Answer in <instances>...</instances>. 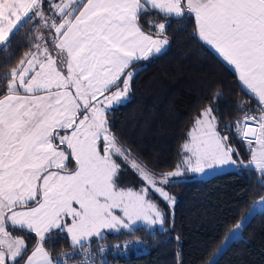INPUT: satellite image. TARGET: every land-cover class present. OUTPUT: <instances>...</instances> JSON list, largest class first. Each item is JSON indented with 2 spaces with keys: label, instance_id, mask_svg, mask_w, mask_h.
I'll return each mask as SVG.
<instances>
[{
  "label": "snow or ice",
  "instance_id": "6c2138e0",
  "mask_svg": "<svg viewBox=\"0 0 264 264\" xmlns=\"http://www.w3.org/2000/svg\"><path fill=\"white\" fill-rule=\"evenodd\" d=\"M43 5L44 0H0V47L27 20L40 22L31 48L6 72L0 95V264H19L26 233H34L36 242L24 264H68L75 256L81 257L78 264H94L88 242L102 230L119 232L139 221L164 225L166 214L150 194L174 204L165 189L185 170L254 168L264 187V0H60L50 3L51 15ZM186 14L195 20L190 36L233 66L242 90L259 102L258 114L244 111L235 121V135L251 153L247 163L233 159L239 153L217 131L219 109L213 104L220 91L196 117L174 171L149 169L108 127V108L127 99L141 70H129L133 62L160 53L170 43L169 18ZM237 107L243 110V104ZM114 157L135 170L138 189L118 185L121 164ZM262 202L264 197L253 204L264 207ZM241 225L237 221L225 241ZM54 231L67 233L73 249L55 259L44 246Z\"/></svg>",
  "mask_w": 264,
  "mask_h": 264
},
{
  "label": "trees",
  "instance_id": "16d2710c",
  "mask_svg": "<svg viewBox=\"0 0 264 264\" xmlns=\"http://www.w3.org/2000/svg\"><path fill=\"white\" fill-rule=\"evenodd\" d=\"M51 2L44 0L45 15H51ZM194 25L190 14L169 18L166 34L170 43L160 53L133 62L129 70H141L131 81L127 99L106 112L108 127L120 145L157 172L175 166L187 127L217 91L222 93L213 104L219 109L214 112L217 128L242 157H248L244 141L235 135V121L244 111L258 114L259 102L242 90L236 73L215 51L190 36ZM39 27V20H27L10 43L0 47V95L7 83L6 72L31 48L29 41ZM240 104L243 110L237 107ZM229 124L231 130L226 127ZM258 177L254 168H228L206 177L185 170L167 185L175 198L172 207L156 194L151 198L166 214L163 226L138 223L119 232L108 230L89 242L137 238L143 244L141 250L129 249L126 257L119 258L122 264H205L229 229L264 194ZM26 235L28 247L19 264L36 242L34 233ZM51 235L44 246L55 259L71 243L67 233ZM210 264H264V207L251 210L239 234L229 239Z\"/></svg>",
  "mask_w": 264,
  "mask_h": 264
},
{
  "label": "rangeland",
  "instance_id": "374dc122",
  "mask_svg": "<svg viewBox=\"0 0 264 264\" xmlns=\"http://www.w3.org/2000/svg\"><path fill=\"white\" fill-rule=\"evenodd\" d=\"M52 2H55V3H60V0H52ZM65 2H70V0H65ZM71 2L74 3V0H71ZM45 32V35L47 36V30H44ZM50 50L52 51V54L55 55V50L51 48V45H50ZM120 88L123 87V83L122 81L120 82L119 84ZM70 91L74 92L75 90L74 89H70ZM116 91V88H112L111 89V92H115ZM111 92L109 93H106L105 95H110ZM128 95V94H127ZM123 102V101H122ZM118 103H121V102H113V105H116ZM110 106V107H111ZM207 106V105H206ZM109 107V108H110ZM205 107V106H204ZM203 107V108H204ZM108 108V109H109ZM202 108V109H203ZM201 109V110H202ZM196 119V118H195ZM195 121V120H194ZM194 121L187 127L186 131H185V136L181 142V145L188 139V132H190L194 126ZM217 131L220 133L221 136H225V134H222L218 128H217ZM244 144H245V147L248 151V157L245 158V157H242L241 154L239 155H233V159L234 160H237L238 162L239 161H244L245 163H247V161L250 159V151H249V147H248V144L244 141ZM233 148H235L233 145H231ZM114 159H116L117 163H120L121 164V171L119 173V178H118V185L120 187H124V188H133L134 190L135 189H138L141 185V181H140V178L138 176V174L135 172V170H133L129 165H125L122 160L118 157H114ZM183 159V153H182V150H181V146H180V156H179V159L177 160V163L175 164V166L171 169V170H168V171H174L175 168H176V165L180 163V161ZM74 166V162L73 163H69V169H71L72 167ZM236 167H239V166H232V165H227V166H222V167H215L213 169H209V170H206L204 173H196V172H190L192 175L194 176H198V177H206L210 174H213L217 171H221V170H225V169H228V168H236ZM166 191L169 192V194L174 198V196L171 194V192L168 190L167 186H166ZM155 193H151L150 194V198H152V196L154 195ZM158 195V194H156ZM264 197V196H263ZM174 201H175V198H174ZM258 201H261V199H258ZM263 203V202H262ZM174 204H171L170 206L172 207ZM258 205H261L260 203ZM30 206H34V202L32 204H30ZM255 206H252L250 208V211L254 208ZM115 211V214L116 215H122V213L120 212L119 209H116L114 210ZM138 223H143V224H147L143 221H139L137 222L136 224ZM135 224V225H136ZM108 231L107 229L106 230H102V233ZM231 230H229L227 232V234L230 233ZM14 235H22L21 233H18V232H15ZM225 238V237H224ZM223 238V240L221 241V243L219 244V246L217 247V249L215 250V252L213 253V255L211 256V258L205 262V264H210V262L212 261V259L217 255V253L221 250V248L229 241H225V239ZM70 240V239H69ZM222 242H223V246L222 245ZM219 249V250H218ZM32 250V249H31ZM31 250L27 253V255L30 254ZM27 255L25 256L24 260L27 258ZM24 260L22 262V264H24Z\"/></svg>",
  "mask_w": 264,
  "mask_h": 264
},
{
  "label": "built area",
  "instance_id": "2783aa9c",
  "mask_svg": "<svg viewBox=\"0 0 264 264\" xmlns=\"http://www.w3.org/2000/svg\"><path fill=\"white\" fill-rule=\"evenodd\" d=\"M258 201V199L254 200ZM253 201V202H254ZM257 204H253L252 206H259ZM254 207V208H255ZM126 242H128L126 244ZM91 245L93 253H95L94 264H122V261L119 259L120 257H126L129 249L133 252H138L141 250L143 244L137 238H129L124 240H101L95 241L93 243L88 242ZM104 246V251H99V246ZM119 247H116V246ZM85 246H88L87 244ZM73 249L72 247H68L62 252H71ZM76 251H82L81 249H76ZM60 252V253H62ZM59 253V254H60ZM81 259L80 256L72 257L68 260V264H78L79 260Z\"/></svg>",
  "mask_w": 264,
  "mask_h": 264
},
{
  "label": "crops",
  "instance_id": "0c3cea01",
  "mask_svg": "<svg viewBox=\"0 0 264 264\" xmlns=\"http://www.w3.org/2000/svg\"><path fill=\"white\" fill-rule=\"evenodd\" d=\"M85 2H87V0L85 1ZM205 43V42H204ZM206 44V43H205ZM207 46H209L213 51H215L218 55H219V53L211 46V45H208V44H206ZM220 56V55H219ZM221 57V56H220ZM222 58V57H221ZM223 59V58H222ZM224 62H226V61H224ZM227 63V62H226ZM227 65L235 72V69H234V67L233 66H231V65H229L228 63H227ZM236 73V72H235ZM236 75H237V73H236ZM237 78H238V75H237ZM238 81H239V79H238ZM264 196V194L259 198V199H261L262 197ZM264 203V202H263ZM251 211H250V209L238 220V221H240V220H242V223L244 222V220L246 219V217L249 215V213H250ZM237 223V222H236ZM235 223V224H236ZM234 224V225H235ZM233 229V226L229 229V230H232ZM231 232V231H230ZM239 234V229L238 230H236V234L233 236V237H236L237 235Z\"/></svg>",
  "mask_w": 264,
  "mask_h": 264
}]
</instances>
